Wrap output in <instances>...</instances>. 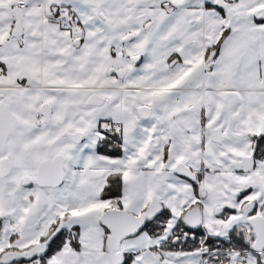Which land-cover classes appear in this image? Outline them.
<instances>
[{
	"label": "snow or ice",
	"instance_id": "obj_1",
	"mask_svg": "<svg viewBox=\"0 0 264 264\" xmlns=\"http://www.w3.org/2000/svg\"><path fill=\"white\" fill-rule=\"evenodd\" d=\"M0 264H264V0H0Z\"/></svg>",
	"mask_w": 264,
	"mask_h": 264
}]
</instances>
